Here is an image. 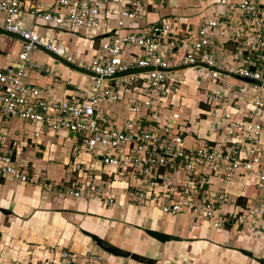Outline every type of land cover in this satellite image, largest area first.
<instances>
[{"label": "built area", "instance_id": "2783aa9c", "mask_svg": "<svg viewBox=\"0 0 264 264\" xmlns=\"http://www.w3.org/2000/svg\"><path fill=\"white\" fill-rule=\"evenodd\" d=\"M147 5H152L150 0H0V29L18 35L22 43L18 62L0 69V114L37 125L36 138L44 132L80 135L82 147L95 160L102 157L104 172L113 170L114 178L129 183L133 205L172 216L189 213L223 228L230 222V215L221 212L231 201L227 186L235 173L245 171L257 178L264 203V170L256 168L264 153V96L253 101L249 122L235 120L232 112L237 93L245 94L250 88L264 91V0H218L220 10L214 18L204 19L184 40L177 39L180 21L171 17L147 32L123 33L127 22L144 18ZM26 14L35 19L28 26ZM80 31L91 38L104 34L98 55L89 63L76 60L56 34ZM39 49L89 73L91 92L82 97L79 93H86L77 86L73 97L55 102L47 91L26 83L30 69L55 74L32 61ZM175 51L180 55L173 56ZM180 71H191L196 83L207 84L204 102L223 130L221 143L189 149L180 131L185 104L170 117L163 114L168 96L179 94L186 84L176 77ZM233 79L242 84L236 86ZM122 104L128 117L121 124L110 108ZM23 153V146L15 143L0 150V177L31 182L18 161ZM76 170L86 175L84 183L67 187L66 194L80 197L88 190L107 206L116 205L113 192L104 183H95L92 166L79 165ZM220 170L224 189L212 190L205 171ZM263 214L264 207L248 208L233 218L245 224ZM102 261L98 254L81 259L63 249L36 264ZM11 264L31 263L15 260Z\"/></svg>", "mask_w": 264, "mask_h": 264}, {"label": "crops", "instance_id": "0c3cea01", "mask_svg": "<svg viewBox=\"0 0 264 264\" xmlns=\"http://www.w3.org/2000/svg\"><path fill=\"white\" fill-rule=\"evenodd\" d=\"M217 1L150 0L152 5L146 6L144 18L127 22V29L122 32H147L152 25L160 24L165 17H171L180 21L177 39L184 40L199 29L204 19L214 18L220 10ZM165 7H169L170 14L159 13V9ZM33 22L35 19L31 15H24L25 26ZM81 33L56 34L67 44L70 54L72 48L67 39L71 36L73 45L77 47V60L86 62L89 57L91 60L99 53L100 43L96 45L93 38L102 36L101 42L104 34L91 38L90 33L84 32V36ZM21 51L20 37L0 29V69L17 63ZM176 55L180 53L175 51L173 56ZM32 61L52 69L55 74L45 75L30 69L24 81L47 91L51 101L70 99L76 94L77 86L86 93H79L82 97L91 92L90 74L53 53L39 49L32 54ZM176 77L185 79L186 84L179 94L171 93L168 96L164 103L167 109L163 114L170 117L180 109L181 104H185L184 112L188 114L190 111L193 119L183 121L180 131L189 149L221 143L223 130L218 127L217 121L211 116L210 107L204 102L207 84L196 83L195 74L191 71H180ZM241 84V81L236 80V86ZM258 96H264V91L250 88L245 94L237 93L236 102L232 104L233 118L249 122L253 101ZM190 101L196 102L191 109L188 105ZM110 109L117 122L122 124L127 119L125 105ZM225 124L226 127L229 125L228 122ZM38 130L37 125L28 121L0 114V150L6 145L11 148L14 143L23 146L24 153L18 157V161L31 179V182L23 183L13 177H0V264H11L15 260L41 263L52 255L58 256L63 249L74 251L81 259L90 254L101 255L104 261L96 264H142L105 251L104 257L103 250L84 231L122 249L155 259L156 264H260L257 259L264 258V214L255 215L245 224L233 218V215L246 213L248 208L264 207L256 177L245 171L235 173L232 183L227 186L231 201L221 212L230 215V222L223 228H215L210 221L197 220L189 213L172 216L159 209L133 205L128 194L129 183L120 178L117 181L112 176L113 170L106 169L104 172L100 157L95 160L82 147L80 135L44 132L36 138ZM261 147L264 149V131ZM260 155L262 164L256 168L264 170V153ZM79 165L93 167L95 183H104L113 192L116 205L107 206L88 190H84L80 197L64 192L77 181L80 185L84 183L86 175L76 170ZM205 174L210 181V189H224L221 170L205 171ZM1 209L9 214H4ZM146 229L177 236L181 240L161 243L147 235ZM240 249L252 252L255 258L244 255ZM157 257H162L161 261Z\"/></svg>", "mask_w": 264, "mask_h": 264}, {"label": "water", "instance_id": "95a60500", "mask_svg": "<svg viewBox=\"0 0 264 264\" xmlns=\"http://www.w3.org/2000/svg\"><path fill=\"white\" fill-rule=\"evenodd\" d=\"M100 159L102 160V157H100ZM1 211L4 214H9L8 211L1 209ZM145 232L151 236L152 238L158 240L161 243H167V242H171V241H180L181 239L177 236H172V235H168L162 232H158V231H153V230H148L146 229ZM84 234L89 236L95 243L96 245L102 249L103 251L110 253L116 257H121V258H130L136 262L142 263V264H156L157 260L149 258V257H145L143 255H139L137 253H133L131 251L122 249L118 246L113 245L112 243H110L109 241H106L105 239L84 231ZM241 253H243L244 255H247L251 258H255L254 254L248 250H244V249H240L239 250ZM257 261L260 264H264V258H260L257 259Z\"/></svg>", "mask_w": 264, "mask_h": 264}, {"label": "rangeland", "instance_id": "374dc122", "mask_svg": "<svg viewBox=\"0 0 264 264\" xmlns=\"http://www.w3.org/2000/svg\"><path fill=\"white\" fill-rule=\"evenodd\" d=\"M169 7H165V8H160L159 9V13L160 14H170V9H168ZM84 32H86V31H82V33H81V35L82 36H84L83 35V33ZM72 37L71 36H69L68 37V44H70V46H71V48H72V50H71V55L77 60V59H79V57L77 56V47H75V45H73V42H72ZM8 44H10L11 45V43L10 42H7ZM85 44L87 45V43L85 42ZM16 46V45H15ZM14 46V47H15ZM16 48H18L17 46H16ZM38 57H39V55H37ZM92 60V59H91ZM90 57L86 60V62L87 63H89L90 61ZM233 82H235L236 83V80H234ZM196 104V102L195 101H193V102H191L190 101V103L188 104L189 105V109H191V108H193L194 107V105ZM191 119H193V117L190 115V111H188V114H184V115H182V121H185V122H189V121H191ZM110 174H111V172H110ZM255 177V176H254ZM115 179H117V181H119L118 180V177H115ZM118 183H120L121 185H123L124 186V184L123 183H121V182H118ZM147 234V233H146ZM148 235V234H147ZM152 250V249H151ZM102 254L104 255V257H105V252L103 251L102 252ZM157 259L159 260V261H161V259H162V257H157Z\"/></svg>", "mask_w": 264, "mask_h": 264}, {"label": "trees", "instance_id": "16d2710c", "mask_svg": "<svg viewBox=\"0 0 264 264\" xmlns=\"http://www.w3.org/2000/svg\"><path fill=\"white\" fill-rule=\"evenodd\" d=\"M101 38H102V36H97V37H94V38H93V40L95 39V44H96V45L99 44V43H101V42H100ZM241 201H242V200L240 199L239 202L242 203ZM245 206H246V205H245Z\"/></svg>", "mask_w": 264, "mask_h": 264}]
</instances>
